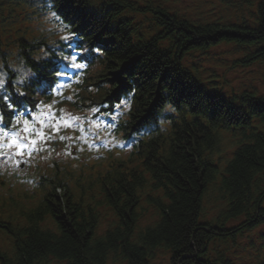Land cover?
I'll use <instances>...</instances> for the list:
<instances>
[{
  "label": "trees",
  "instance_id": "16d2710c",
  "mask_svg": "<svg viewBox=\"0 0 264 264\" xmlns=\"http://www.w3.org/2000/svg\"><path fill=\"white\" fill-rule=\"evenodd\" d=\"M169 1L32 0L39 16L48 11L60 20L63 32L32 39L18 34L15 54L1 49L6 38L0 31L1 130H12L31 118L25 115L30 109L58 98L93 113L73 130L77 149L84 146L81 132L93 125L133 146L125 160L102 148L103 163L89 174L69 164L40 174L41 195L33 206L16 216L0 214V233L12 244V252L0 248V264H47L52 258L152 264L158 251L170 254L171 264H264V258L242 262L231 256L239 237L264 225V96H230L184 64L193 52L222 44L241 48L243 63L264 61V0H246L250 16L242 22L191 20ZM26 2L0 0V13ZM73 56L86 67L68 86L73 96L66 100L53 88L63 83L58 72L72 74ZM11 63L25 65L24 76L13 74ZM101 116L118 119L101 123ZM222 130L240 142L220 170L213 155ZM80 155L77 150L76 159ZM6 183L0 175V186ZM150 184L159 195L146 203L155 206L158 219L138 232L142 192ZM102 206L115 219L103 231Z\"/></svg>",
  "mask_w": 264,
  "mask_h": 264
},
{
  "label": "rangeland",
  "instance_id": "374dc122",
  "mask_svg": "<svg viewBox=\"0 0 264 264\" xmlns=\"http://www.w3.org/2000/svg\"><path fill=\"white\" fill-rule=\"evenodd\" d=\"M32 2V0H31ZM169 5L176 11H178L182 16L191 20H211V21H232V22H242L244 18H249V8L246 0H171ZM23 11L30 13L27 17H23L24 14H20L18 19L13 20V22L8 23V20L3 21L2 18L5 15L0 16V28L9 30L20 29L25 33H28L31 37L37 35L40 32V26L43 27L42 19L36 22L31 18L37 16V12L33 9L32 3L30 5H23ZM21 9V10H22ZM129 14V13H127ZM148 28V24L145 21L142 23ZM10 40H5V46L11 45ZM2 47L1 49H3ZM244 51L234 45L222 44L218 47L212 48L208 53L200 56L195 54V57L191 58L189 63L195 64L200 68V77L202 80L214 81L217 85L226 92H243L245 90L255 91L259 94H264V61L252 62V63H242ZM65 119L71 129H74L77 123H86L79 115L66 111ZM51 120H48L50 124ZM71 122V124H69ZM59 124V122L57 121ZM29 126L32 124L27 123ZM47 124V125H48ZM74 125V127L72 126ZM44 126V125H43ZM49 129V128H47ZM94 130V128H92ZM40 130H42L40 128ZM53 133H55L53 131ZM27 134L21 133V136ZM223 141L219 150L215 153V163L221 168L225 165L227 160L232 157V146L231 144L236 143L237 140L234 139L231 134L224 132ZM3 137V136H2ZM2 137L0 139H2ZM100 139H104L107 144L117 145L111 138L105 133L99 134ZM81 138H85L82 135ZM46 141H41L39 144H45ZM87 143V142H86ZM121 144V143H120ZM37 146V145H35ZM34 147V146H33ZM6 157L0 155V170L8 171V176H18L21 184L24 186L21 189L17 188L10 192L9 186L2 188L3 192H8L11 195L23 196L28 193L29 197L36 196L37 183V170L47 172L54 168V162H63L62 164L73 165L74 169L80 170L84 169L85 174L91 172V167L96 164H102L99 162L100 150L97 152H91L94 150L90 144H86L85 148L79 149L81 154H84L79 162L73 161L68 157L67 153L63 149L52 150L45 148L41 151L43 155L39 156L34 153L31 155H21L17 156L14 149H4ZM73 156L76 155V151L73 149ZM129 155V150L122 155L126 158ZM91 156V157H88ZM220 159V161H219ZM38 160V162H35ZM98 160V161H97ZM34 167H38L34 170ZM20 187V186H19ZM71 187H75L74 184ZM23 189V190H22ZM26 192H25V191ZM150 188H146L142 192L141 208L139 210L140 220L138 223L137 231H141L144 228L152 225L157 219L158 214L156 213V208L153 204L146 203L148 195L154 196V193L150 192ZM98 195L97 192L92 193L93 198ZM15 199L16 196H14ZM31 199L22 200L17 203L16 206L13 202V208L5 204L0 203V214L2 213L15 214L16 209H21L23 206L28 207V202ZM207 207L211 209V205L207 204ZM100 213L101 222L99 225V230H105L114 223V214L106 206H102L98 209ZM264 229V227L262 228ZM5 236L0 233V244L4 242ZM252 240L244 238L243 240H237L236 246L231 251V256L235 258H242L244 260H252V258L259 256L261 253L264 255V239L259 237H252ZM47 264H66L64 261H59L56 259H51ZM124 264V263H118ZM152 264H170L169 254L165 251H158Z\"/></svg>",
  "mask_w": 264,
  "mask_h": 264
},
{
  "label": "snow or ice",
  "instance_id": "6c2138e0",
  "mask_svg": "<svg viewBox=\"0 0 264 264\" xmlns=\"http://www.w3.org/2000/svg\"><path fill=\"white\" fill-rule=\"evenodd\" d=\"M66 39H71V37H66ZM97 54L99 53V50H97ZM78 56H73L71 58V62L69 64V67L72 69H75L76 71H79L86 67L85 64L78 63L79 61ZM58 79H70L71 77L67 72H58L57 74ZM64 87V84H58L55 91L57 94H59L60 88ZM10 108L13 110L15 109V105L10 104ZM27 115V113H25ZM49 116H51V124H48L47 117L44 119V124H48V127L51 128L54 132H59L61 125L65 124L64 120H60V118H57V116L54 113H49ZM31 120V118H30ZM59 120V124L57 121ZM31 124L35 126H29L27 123L24 124H18L22 125V129L15 132V133H6L3 135L2 139H0V151H3L4 149H14L17 156L24 155L26 153H30L29 149L33 148V146L38 145L41 141H46L49 139V136L46 135V132L44 130H39L40 124L35 121L31 120ZM71 124V122H69ZM74 127V125H72ZM25 133L27 135L21 136V133Z\"/></svg>",
  "mask_w": 264,
  "mask_h": 264
}]
</instances>
